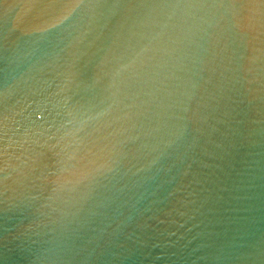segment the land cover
<instances>
[{"label":"water","instance_id":"95a60500","mask_svg":"<svg viewBox=\"0 0 264 264\" xmlns=\"http://www.w3.org/2000/svg\"><path fill=\"white\" fill-rule=\"evenodd\" d=\"M0 264H264V0H0Z\"/></svg>","mask_w":264,"mask_h":264}]
</instances>
